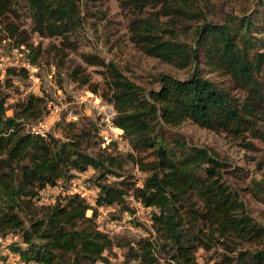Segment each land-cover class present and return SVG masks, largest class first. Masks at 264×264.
Segmentation results:
<instances>
[{
	"label": "trees",
	"instance_id": "trees-1",
	"mask_svg": "<svg viewBox=\"0 0 264 264\" xmlns=\"http://www.w3.org/2000/svg\"><path fill=\"white\" fill-rule=\"evenodd\" d=\"M21 2L30 35L19 31L11 19L18 14L15 0H0V35L11 48L27 50L28 65L37 66L46 53L43 39L57 41L50 50L60 60L77 50L76 35L84 23L82 0ZM191 3L119 1V8L130 14L131 44L145 56L188 69L186 78L159 74L154 87L143 88L114 62L90 53H81L80 60L101 69V83L92 82L81 65L67 72L71 82L113 106L112 124L122 131L130 149L124 158L114 155V149L100 147L93 120L65 123L62 138L26 131L23 122L40 117L43 98L25 91L14 106L15 114L7 117L8 97L0 91V239L19 236L24 247L18 242L9 245L19 264L104 263L113 241L98 229L97 211L111 207L130 216L129 196L150 211L155 234V240L142 238L128 246L125 256L131 260L153 264L155 255L163 254L167 264H198L199 250L209 253L219 248L224 252L221 264H264V227L248 213L239 191L228 181L241 178L243 171L231 169L208 147L189 145L174 131L191 122L248 149L253 145L243 141L246 136H264V0H252L216 23L207 21ZM183 19L196 23L189 42L178 37L176 24ZM31 38L38 40L36 44ZM203 70L218 80L206 77ZM4 74L11 87L12 79L26 81L29 70L7 67ZM147 152L151 158L143 162L141 154ZM125 163L137 165L143 174L139 186L122 174ZM86 171L96 189L93 205L66 194L55 196L49 207L36 204L43 189L71 173ZM111 177L119 180L107 183ZM251 184L249 192L264 197L262 183L252 179ZM34 205L39 208L26 215ZM21 216H28L27 228Z\"/></svg>",
	"mask_w": 264,
	"mask_h": 264
},
{
	"label": "rangeland",
	"instance_id": "rangeland-1",
	"mask_svg": "<svg viewBox=\"0 0 264 264\" xmlns=\"http://www.w3.org/2000/svg\"><path fill=\"white\" fill-rule=\"evenodd\" d=\"M19 4L16 6L18 14L11 18L13 23L19 27V31L24 30L30 35L29 20L27 19L26 10L24 11L21 0H15ZM120 0H107L103 3H93L89 0H82V16L84 23L82 30L76 35L77 50L69 52L67 57L59 59L54 52L50 50L51 45H56L54 39H43L41 41L42 49L46 53L37 62V66H30L26 63V49H13L3 35H0V57L8 58L15 63L14 67H24L27 64L29 75L26 81L12 79L13 85L8 87L4 82V71H0V91L8 98L5 102L7 107L6 116L12 117L15 114V104L20 102L28 87H31L36 95L43 98L42 112L38 119H29L23 122L24 129L31 133H49L56 138H62V126L68 122L82 123L93 120L98 124L96 104L106 103L100 99L99 94L94 95L85 87H80L68 79L67 72L73 67L81 65L91 76L92 82H102L101 69L84 65L79 55L81 53H90L103 58L106 62H114L122 74L130 81L143 88L154 87L155 78L159 74L169 75L176 79H184L189 70H179L174 66L161 62L158 59L151 58L142 54L129 40L127 23L130 20V14L119 8ZM252 0H182L196 4L199 10L204 14L207 21L219 22L224 14L237 13L238 8L249 5ZM168 18H162L166 22ZM196 23L189 20H181L176 24L179 39L189 42L190 36L194 31ZM38 40L31 38L30 42L36 44ZM204 71V70H203ZM206 77L213 80L215 74L204 71ZM227 85H229L228 81ZM98 127V125H97ZM117 129V128H116ZM119 130V129H117ZM264 131V129H262ZM120 131V130H119ZM116 131L120 133L122 131ZM184 136L187 143L199 147H208L216 152L221 159L226 161L228 166L238 168L243 171L241 178L231 177L229 182L239 191L240 198L244 203L248 213L264 227V197L251 194V180L261 182L264 187V136L261 139L253 138L251 135L246 136L244 142H249L253 146L250 149L242 146V142L233 141L225 134L215 133L199 127L191 122L184 123L181 127L174 130ZM264 135V134H263ZM114 149V155L124 156L130 152L127 141L122 140L112 143L108 149ZM150 152L141 154L143 162L148 161L151 156ZM72 174V173H71ZM122 174L131 176L136 181V186L142 182L143 174L129 163L123 166ZM66 180V179H65ZM58 181L59 185L61 182ZM109 182L118 181L117 178H108ZM85 187L89 189L87 199L90 205L94 204L95 186L86 179ZM61 188H65L61 185ZM251 189V192H249ZM64 190V189H63ZM60 194V193H59ZM62 195V194H60ZM54 197L48 204H52ZM126 200L129 203L133 213L129 216L127 213L118 214L113 208H99L97 211L96 225L98 229L106 233L113 241L112 248L105 253L106 261L95 264H145L141 261L131 260L126 257L128 246L134 247V243L142 238L155 240V234L151 229L150 211L143 208L131 196ZM38 205L29 207L26 215H33ZM38 211V210H36ZM86 216H91V211L86 212ZM25 221L24 227H28V216H21ZM18 235L8 236L7 239L0 241V264L9 262L10 264H19L17 257L10 251V244L18 242L20 247H24L18 239ZM157 242L161 240L157 236ZM20 243V244H19ZM120 246H119V245ZM224 253L217 248L212 252L206 253L199 250L196 253L198 264H221V254ZM155 255L153 264H167L163 254ZM160 257V258H159Z\"/></svg>",
	"mask_w": 264,
	"mask_h": 264
},
{
	"label": "built area",
	"instance_id": "built-area-1",
	"mask_svg": "<svg viewBox=\"0 0 264 264\" xmlns=\"http://www.w3.org/2000/svg\"><path fill=\"white\" fill-rule=\"evenodd\" d=\"M22 48V47H21ZM15 63H12L8 58L0 57V71L3 72L7 67H14ZM23 66L27 68V64L23 63ZM32 88L28 87L27 91H31ZM98 122V137L100 139V147L102 149H109L112 143L122 140V132L117 130L113 124L112 120L115 116V110L113 106L109 103H100L96 104ZM119 131L120 133H116ZM90 176V171L86 172H75L69 176L65 182H61V185H64L65 188H61L59 183L52 187H47L43 189L36 200L38 205H46L50 202L51 197L57 195H77L80 198L87 199L89 189L85 187V180ZM108 183L109 180H106ZM54 201V200H53ZM52 201V203H53ZM1 241V239H0ZM5 264H10L9 262Z\"/></svg>",
	"mask_w": 264,
	"mask_h": 264
}]
</instances>
